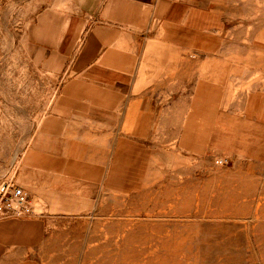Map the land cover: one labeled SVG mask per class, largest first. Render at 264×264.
Segmentation results:
<instances>
[{"label":"crops","instance_id":"obj_1","mask_svg":"<svg viewBox=\"0 0 264 264\" xmlns=\"http://www.w3.org/2000/svg\"><path fill=\"white\" fill-rule=\"evenodd\" d=\"M4 4L7 38L22 41L39 86L52 84L13 182L36 185L48 210L71 193L64 181L98 182L88 176L95 169L104 182L112 137L115 151L166 135L184 154L264 161V83L240 86L224 79L219 59L206 58L219 54V30L208 24L222 19V1ZM46 233L40 217L1 220L0 264H41Z\"/></svg>","mask_w":264,"mask_h":264},{"label":"rangeland","instance_id":"obj_2","mask_svg":"<svg viewBox=\"0 0 264 264\" xmlns=\"http://www.w3.org/2000/svg\"><path fill=\"white\" fill-rule=\"evenodd\" d=\"M217 1L222 19L208 25L219 30V54L208 63L219 59L224 79L240 86L264 83V0ZM1 8L0 184L19 176L40 96L52 93L49 79L40 87L30 71L22 41L7 38L4 0ZM149 138L115 151L112 137L104 182L95 169L88 176L98 182L64 181L71 193L55 210L36 185L22 188L47 225L41 264H264V161L217 166L216 155L178 152L166 135Z\"/></svg>","mask_w":264,"mask_h":264},{"label":"built area","instance_id":"obj_3","mask_svg":"<svg viewBox=\"0 0 264 264\" xmlns=\"http://www.w3.org/2000/svg\"><path fill=\"white\" fill-rule=\"evenodd\" d=\"M212 161L214 165L225 166L229 164L230 159L216 155ZM40 216L41 213L35 211L26 191L14 185L11 180H6L0 184V221Z\"/></svg>","mask_w":264,"mask_h":264}]
</instances>
